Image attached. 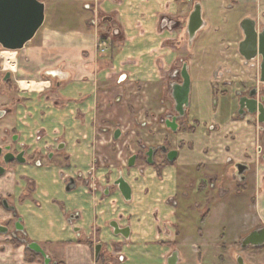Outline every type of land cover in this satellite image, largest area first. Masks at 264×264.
<instances>
[{"label":"crops","instance_id":"0c3cea01","mask_svg":"<svg viewBox=\"0 0 264 264\" xmlns=\"http://www.w3.org/2000/svg\"><path fill=\"white\" fill-rule=\"evenodd\" d=\"M38 1L45 5V21L18 51L15 73L18 85L42 87H19L0 110V146L15 138L17 150H25V163L8 166L0 177V200L10 207L0 206V224L20 219L24 238L45 248L56 264H100L93 252L99 243L102 254L123 253L125 260L114 264H167V240L174 234L180 242L193 239L187 234L199 212V220L217 217L224 226L212 239L207 230L195 229L197 244L215 240L222 250L212 254L217 263L232 264L234 249L227 247L264 227V159L257 153L264 145V125L255 115H238L236 98L215 90L214 81L226 69L238 75L234 66L245 61L238 53L240 24L248 18L258 30L264 28V0ZM197 3L203 26L190 42L186 29ZM184 64L191 80L189 106L172 132L157 127V120L176 116L171 87L180 82L176 74ZM258 96L264 99V84ZM139 118H156V131L141 126ZM183 122L187 129H180ZM126 125L136 130L133 144L156 146L174 133L179 158L157 169L139 153L134 166L124 168L110 139L121 140ZM220 138L227 139L226 146ZM184 154L185 168L180 166ZM217 157L222 158L213 164L204 161ZM238 164L247 166L241 176ZM182 171L194 186L185 185ZM120 176L131 188L129 200L113 187ZM185 189L190 200L183 197ZM112 221L129 228L127 239L113 233ZM3 241L7 238L0 235L5 250L0 264H35ZM195 246L200 255V245ZM179 259L186 261L180 251Z\"/></svg>","mask_w":264,"mask_h":264},{"label":"water","instance_id":"95a60500","mask_svg":"<svg viewBox=\"0 0 264 264\" xmlns=\"http://www.w3.org/2000/svg\"><path fill=\"white\" fill-rule=\"evenodd\" d=\"M45 21V5L38 0H0V48L8 52H18L24 46L34 39L37 32L42 28ZM203 20L201 13V6L199 3L195 4L189 16L187 24V34L189 41L192 42L196 33L202 28ZM240 29L243 33V40L238 44V53L246 61L259 60V82L264 84V28L258 30L255 20L244 19L240 24ZM180 83H174L171 87V100L174 104V111L176 116L171 120L167 119L165 124L172 132H177V121L185 116L186 110L189 106L190 85L191 80L188 72L187 64L182 66L180 71ZM264 99L257 97V91L252 90L248 97H241L238 101V115L245 114L255 115L259 124L264 125ZM4 115L0 112V117ZM118 132L116 133V137ZM3 151L6 152L3 156ZM165 152L166 150L163 149ZM153 150L147 152V163L152 164ZM177 153L171 151L167 153L169 162H174ZM0 157H2L5 165L10 164L16 160L18 163H24L22 160V153L14 157L10 153V147L0 148ZM136 157L132 156L128 162L131 168L134 166ZM264 159V156H263ZM247 167L238 164L236 171L241 176ZM5 173V168L0 166V176ZM71 183L73 181L71 180ZM114 186L118 189L124 200H129L131 195V188L129 184L120 176L115 182ZM69 190V186L67 187ZM115 235H121L124 238L128 237L129 228H120L118 224L113 221L109 225ZM15 232H23L20 220L14 224ZM8 228L0 225V234H7ZM264 246V227L252 231L241 241V248L248 247L260 248ZM26 248L41 255L43 264H50L49 256L37 243L26 244ZM100 250V245L95 248V258H97ZM238 264H245L242 258H238Z\"/></svg>","mask_w":264,"mask_h":264},{"label":"flooded vegetation","instance_id":"af4514ba","mask_svg":"<svg viewBox=\"0 0 264 264\" xmlns=\"http://www.w3.org/2000/svg\"><path fill=\"white\" fill-rule=\"evenodd\" d=\"M102 45V47H104V42L100 41L98 43L97 46H100ZM99 48V47H98ZM259 60H255V61H250V62H246V61H243L242 63H237L234 67L235 69L237 70L238 72V75H235L234 74V71L232 69H226L223 73H219L217 75V78L216 80L214 81V89L215 90H218V85L217 83L219 81H224L225 84H224V91H226L227 93H231L233 95L234 98H236V101L238 103L239 99L241 97H248L249 93L252 91V90H256L257 91V97H260L258 96V93H259V89L262 87L263 84H261L259 82V75H260V72H259ZM183 66V65H182ZM5 69V70H4ZM4 71H11L12 70L10 68H5L4 67ZM182 69V67H181ZM180 71H177V74L176 76L180 75ZM189 72V71H188ZM244 76V79H242L241 77ZM11 76L9 73H6L4 72L3 76H2V82L3 83H7L9 80H10ZM247 78V79H246ZM181 82V80H180ZM180 82H176V83H180ZM249 82H252V83H249ZM20 83L19 82V87L22 89V90H30L28 88H24V87H21L20 86ZM30 83H33V82H30ZM33 84H36V83H33ZM36 85H40V84H36ZM42 86V85H41ZM1 112V111H0ZM4 113V112H3ZM184 118V117H183ZM181 118V119H183ZM180 119V120H181ZM256 121H257V118H256ZM258 122V121H257ZM184 123H187V122H183ZM182 124V125H183ZM181 129V127H180ZM120 131V130H119ZM37 139H40V137H37ZM123 139V138H122ZM121 139V140H122ZM121 140H113L112 138L110 139L111 143H110V148L112 150V152L115 154V157L117 158V152L116 150L114 149V146L116 143L120 142ZM100 140L98 139V142ZM16 141H15V138H11L10 139V144L8 145H5V146H0V148L4 149L5 147H10V153L14 155V157H16L17 155L21 154L22 153V160H24V155H25V150H21V151H18L17 148H16ZM171 145L166 141L164 143H162L161 145L158 144L156 146H151L150 144L146 145V144H140V143H135L133 144V142L131 141V147H132V150L133 152H131L128 148H125V153L127 154V162H126V165L123 166L124 168H130L128 166V162L130 160V158L132 156H135L136 159L137 157L139 156V152L141 153V155L143 156V160H145V163L148 165L147 163V152L152 149L153 150V155H152V165H154L157 169H159V167H162L163 165L165 164H170L171 162L168 161L167 159V153L168 152H171V151H175L177 153V156H176V159L175 161H177V159L179 158V151H180V146L176 147V148H171L170 147ZM163 149H165L166 151L164 152ZM257 153L259 154H262L264 156V145L262 146H259V151H257ZM4 154H6L5 151H3L2 155L3 156ZM135 159V161H136ZM158 159V162H156V160ZM232 159L230 158L228 161H226V163H230ZM174 161V162H175ZM172 162V163H174ZM232 162V161H231ZM14 163H18L16 160L12 161L10 164L8 165H5L3 163V160H2V157H0V166H3L5 168V173H6V168L10 165H13ZM24 163H25V160H24ZM37 166H41V161L40 160H36L34 162ZM135 163V162H134ZM20 164H23V163H20ZM110 168H113V164L112 163H109V166H111ZM151 165V166H152ZM244 166H246L245 164H242ZM247 167V166H246ZM4 173V174H5ZM3 174V175H4ZM2 175V176H3ZM1 177V176H0ZM123 178V176H121ZM119 178V177H118ZM117 178V179H118ZM116 179V180H117ZM124 179V178H123ZM115 180V181H116ZM73 181V179H72ZM114 181V182H115ZM114 182H113V187L116 188L114 186ZM69 186V190L74 186V181L73 183H71V180L68 182L67 186H66V190H67V187ZM117 189V188H116ZM118 190V189H117ZM68 191V190H67ZM124 199V198H123ZM170 204L172 205L173 208H176L175 211L179 210V204L177 201L175 200H170L169 201ZM0 206L5 208L6 210H9L10 207L9 205L7 204V201L6 200H0ZM178 213V212H177ZM20 219H17L15 222H13L12 224V229H13V233H11V235L13 237H17V235H22L23 239H21V241H23V245L25 246V250H28L30 252H32V254H34L36 257H40L42 260L43 258L41 257V255L29 250L26 248V244H29V243H36V242H30V241H27L25 238H24V232L20 233V232H15V229H14V224ZM113 222V221H112ZM116 222V221H115ZM117 223V222H116ZM21 224V222H20ZM118 224V223H117ZM0 225H3L5 227L8 228V230L10 229L9 228V225L10 223H6V224H0ZM22 226V225H21ZM119 226V225H118ZM120 227V226H119ZM111 228V227H110ZM121 228V227H120ZM124 228H128V227H124ZM23 229V228H22ZM11 230V229H10ZM9 232V231H8ZM251 233V232H250ZM249 233V234H250ZM8 234V233H7ZM2 235H5V234H2ZM118 236V235H117ZM121 236V235H119ZM123 237V236H122ZM246 237V236H245ZM244 237V238H245ZM124 238V237H123ZM128 238V237H127ZM127 238H124V239H127ZM243 238V239H244ZM242 239V240H243ZM241 240V241H242ZM241 241H240V247H241ZM169 246V251L166 255V259H167V264H180V259H179V251L178 249H176V245L180 243V240H179V236L178 235H172L171 238L169 240H167L166 242ZM38 244V243H37ZM43 250L44 252L47 254L45 248H43L40 244H38ZM97 245H100V250H99V254L97 256V258H95V248ZM95 247H94V258H95V261L97 263H100V264H114V261L116 260L117 262H123L125 260V256L123 255L122 252H119V251H115L116 252V255L113 256L112 254L110 253H107V254H102L101 253V250L103 248V245L101 243L97 244ZM107 247V246H106ZM248 249H254V250H257V252H262L264 250V247H260V248H253V247H248ZM247 248L245 249H242L240 251H247L248 250ZM48 255V254H47ZM239 255V253H238ZM237 255V256H238ZM49 256V255H48ZM50 258V264H56L55 261L52 260V258L49 256ZM109 258V260L107 259ZM239 258H242V261L245 263V264H248L245 262L244 258L243 257H239ZM107 259V261H105ZM238 264V262H237Z\"/></svg>","mask_w":264,"mask_h":264},{"label":"rangeland","instance_id":"374dc122","mask_svg":"<svg viewBox=\"0 0 264 264\" xmlns=\"http://www.w3.org/2000/svg\"><path fill=\"white\" fill-rule=\"evenodd\" d=\"M16 56H19L18 55V52H7V51H4V50H2L0 48V110L3 109V107L6 105V103H8V100H10L11 95L14 96L15 93L18 94V91L20 90L19 89L18 82H17L19 80L18 79L19 76L15 73V71H16ZM4 67L5 68H10L12 70V72L9 71V70L4 71L5 70ZM4 72L9 73L10 76H11L10 80L7 83H3L2 80H1ZM249 83H252V82H249ZM224 84H225L224 81H222V80L219 81L217 83L218 90L224 91L225 90L224 89ZM187 124L188 123H184L181 126V129L182 130L183 129H187V127H188ZM226 138H222V140L220 138V141L221 142L222 141L225 142V141H227ZM216 144H219V143H216ZM225 146H226V142H225ZM234 147H235V144L232 145V148H234ZM215 149H217V146H215ZM225 153H228V152H225ZM203 154L206 155V151ZM183 156L186 157V158H183L182 164L180 166L183 167V168H185L186 166H188L185 163H187L189 161V159L187 157V154H184ZM220 158H222V157H217L215 160L213 159V161L210 160V159L209 160H206L204 158L203 159H204V161H209L210 163L213 164L214 161H217ZM139 159L141 161L142 158H139ZM156 162H158V159L156 160ZM140 163L141 162H139V164ZM196 167H195V169H197V170L200 169V166L197 167V168ZM177 168H179V167H177ZM182 173H183V171H182ZM183 174L186 175V173H183ZM184 178H185V176H184ZM184 178H181V181L183 183H185L186 180H187V183H185V185L192 184L194 186V182H195L194 179H192V182H191L190 181L191 177H187V175H186V180ZM182 182L180 183V186L181 187H182ZM189 195H190V192L189 191H187V190L186 191H183V197H186V196L189 197ZM194 197H195L194 200L196 202V200H197L198 197H196V196H194ZM189 200H190V197H189ZM192 212H193V210H192ZM203 212H204V210H201V213L202 214H203ZM177 214H178V219H179V217H180L179 216V213H177ZM199 214L200 213L198 212V217H199ZM198 217H197L196 220L194 218V220H193V226H192L193 227L192 228V231L191 230H188V234H187V235H189V237H192L193 239L188 238V239H186V241L180 242L179 244L176 245V249H178V251H180V253L183 256V258H184V256L186 258L185 263L182 262V264H218L217 263L218 256H213L212 254L220 253L222 250L220 249V247L217 248L214 245L213 242L215 240L208 241L207 243H210V244L204 245V247H201V244L198 243L200 245L201 249H202V252H201L200 255H197L196 254V251L193 250L194 245L198 246L197 241H196L197 234L195 232V229H197V228L200 227L204 231L207 230V233H208L207 234L208 235V238L207 239H212L213 238L214 231L217 229L216 232L218 231V233H219L221 227L224 226V225L221 224V221L218 220L217 217H214V219H212L210 221V223H206L205 220H199ZM10 227H12V226H9V228ZM10 229H9L8 234L3 235V236H6L7 241H5V242L3 241L2 243H4L6 246H8V248L11 247V249L13 251H14V249H20L21 250V253L23 251L22 255H23L24 261H26V262H34L35 264H43V260L40 257H36L34 254H31L30 252H28V251L25 250V246L22 244L23 241H21V239H23L22 235H19L18 234L17 237L15 238V237H13L11 235V233L14 232L13 229H11V230ZM224 231L226 232L227 230H224ZM0 235H2V234H0ZM227 243L230 244L231 243L230 240L227 239ZM227 249H234V252H232V254L229 255L231 257V259H230L231 261L230 262H232V264H237V260H238L239 257H243L244 260H245V262L248 263V264H256V261L257 260L261 261V263L264 264V250L262 252H257V250L248 249L247 248L248 250L245 251V252L244 251H240L241 250L240 241L238 242V244H235V247H230L229 246V247H227ZM0 252L1 253H4L5 250L4 249H0ZM236 252L239 253V255L237 254L238 256L237 255L234 256V254ZM260 254H262V256ZM53 259L55 261H58V259L55 258V257H53ZM107 259L109 260V258H107ZM107 259L105 261H107Z\"/></svg>","mask_w":264,"mask_h":264},{"label":"built area","instance_id":"2783aa9c","mask_svg":"<svg viewBox=\"0 0 264 264\" xmlns=\"http://www.w3.org/2000/svg\"><path fill=\"white\" fill-rule=\"evenodd\" d=\"M98 47L101 49V51H103L102 45H100ZM139 119H140L139 124L141 126H149V128L151 129V132L156 131V130H154L156 128L153 127L154 123L152 122V121L156 120V118L154 120H152V119L146 120L145 118H139ZM157 127L165 129V123H164L163 119L157 120ZM120 130L123 134V139L120 142L115 144L114 149L117 152V159L119 160L120 164L125 166L126 162H127V154L125 153L124 150H125V148H128L131 152H133L132 147H131V141H132V138L135 137V135H136V130L131 128L130 125L122 126L120 128ZM208 130L210 132L211 137L214 136V132H213L214 129L210 128ZM165 137L167 138L166 141L169 144H172L174 147H178V144H176L174 141H172V140H174L173 139L174 133H172L171 135L165 136ZM165 137H163V138H165ZM110 143H111V141H110ZM162 143H164V142L162 141L160 143V145ZM146 145H148V143H146ZM110 167H112V165Z\"/></svg>","mask_w":264,"mask_h":264},{"label":"bare ground","instance_id":"6f19581e","mask_svg":"<svg viewBox=\"0 0 264 264\" xmlns=\"http://www.w3.org/2000/svg\"><path fill=\"white\" fill-rule=\"evenodd\" d=\"M20 86L24 87V88H28L30 90H37V89H41V87H42L41 85H36V84H33V83H24V82H21Z\"/></svg>","mask_w":264,"mask_h":264},{"label":"trees","instance_id":"16d2710c","mask_svg":"<svg viewBox=\"0 0 264 264\" xmlns=\"http://www.w3.org/2000/svg\"><path fill=\"white\" fill-rule=\"evenodd\" d=\"M26 251H28V250H26ZM28 252H30V251H28ZM31 254H32V252H30Z\"/></svg>","mask_w":264,"mask_h":264}]
</instances>
